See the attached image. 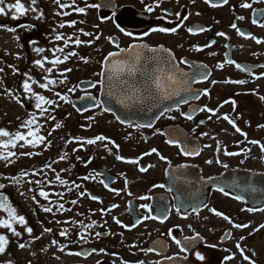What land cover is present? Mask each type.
Returning a JSON list of instances; mask_svg holds the SVG:
<instances>
[{
    "label": "flooded vegetation",
    "instance_id": "flooded-vegetation-1",
    "mask_svg": "<svg viewBox=\"0 0 264 264\" xmlns=\"http://www.w3.org/2000/svg\"><path fill=\"white\" fill-rule=\"evenodd\" d=\"M211 2L222 3V0ZM241 2L252 4V8H241ZM156 3H159V7L145 11L146 6ZM95 9L98 23L94 26L96 31L93 37L80 47L74 46V51L81 48L88 63L76 65L73 62L70 65L76 72L71 71L68 75H79L81 79L77 81L74 93L67 91L73 85L65 87L60 93L67 95L70 102L58 101L63 107L62 111L54 115V126L61 123L62 127L53 132L56 134L55 142L48 148L52 150L54 147L55 151L49 153L43 164L17 170L27 172L26 178L30 180L32 172H39L53 160L58 161L52 164L55 172L45 169V172L36 175V181L47 180L49 184L35 183L31 187L36 190L44 186L43 190L52 194L49 196L51 201L63 203L65 209H71L61 214L53 207L52 213H46L41 206L52 205L35 197L38 202L37 228L52 230L49 235L53 264H97L98 261L102 264H140L141 261L143 264H181L180 261L186 260L204 264L212 259V264H247L236 248L237 243L253 264H264V228L260 227L264 225V212L248 211L264 206V153L246 141L241 143L244 137L236 133L225 120L219 119L229 115L249 140L264 144V128L259 127L264 125V100L261 99L264 97V67H261L264 65V43L257 44L253 39H246L231 28L235 23L246 35L264 41V28L258 26L264 23V14L256 15L257 12L264 13V2L228 0L221 7H212L211 3L205 4L204 0H112V5L109 0H105ZM176 13L180 14L179 20ZM185 16L187 20L183 19ZM238 16L244 19L237 20ZM253 20L257 24H253ZM154 28H178V31L174 34L154 32ZM189 28H206L208 31L190 34ZM125 32L129 35H125ZM217 33H224V36H218ZM96 35L100 36L99 40H95ZM89 41L91 46H86ZM211 42L214 43L207 47ZM133 45L135 49L131 48ZM197 47L202 51H196ZM120 49L125 51L112 57V63L106 60L110 53L120 52ZM137 55L139 60L134 59ZM226 59L234 63H226ZM72 60L79 59L73 57ZM181 60L187 63H179ZM133 63L134 74L129 75V66ZM81 64L84 69L78 68ZM173 65L187 74L177 78L187 80L186 86L190 90L183 91L184 85L181 84L172 85L179 95L160 98L161 93L156 90V77L170 75L169 69ZM236 65H241L245 71H240ZM160 68L162 72L158 71ZM197 70L201 77L206 78L193 83L191 74ZM102 71L104 76L97 75ZM109 75L111 81L107 80ZM82 80L97 86L93 88L87 84L82 89L78 88ZM226 80L245 83H224ZM122 81H127L131 87L125 89L119 83ZM163 83L166 86L163 96H168L169 82L164 79ZM106 88L112 90L111 95L106 94ZM145 88L150 89L151 97L146 98ZM205 90L209 91L208 96L200 95L199 99H193L194 95ZM100 95L104 100L114 101V107L119 109L126 107L124 102L131 100L135 118H124L122 115L119 118L104 111ZM80 97L87 99V107L81 110L73 106V100ZM185 99L187 103L183 102ZM97 101L101 106H97ZM168 107L173 110L160 115ZM203 107L215 110L217 115L209 119L210 113L194 111ZM186 114L192 115L193 119H185ZM141 124L152 126L138 127ZM203 133L208 135L203 136ZM98 135L118 145L119 152L112 145L108 146L110 152L106 151L101 142L84 145L83 150L76 152L73 149L82 147L79 143L65 147L69 139L86 140ZM175 144H180V147ZM185 145L192 149L198 147L201 149L200 154H182ZM204 145L211 147L205 148ZM152 149H156L159 155H144ZM43 151L42 146L39 153ZM224 151L241 154L225 156ZM63 152H67L68 157L60 161ZM116 154L123 159L117 161ZM77 157L80 159L77 160ZM133 159L139 160V164L124 162ZM208 160L213 163H206ZM217 160L219 163H216ZM149 165L154 167H149L146 172L139 171L140 167ZM69 168L71 171H63ZM15 173L11 175L5 170L2 178L19 176ZM90 173L95 178L82 179ZM57 174L69 186L75 182L81 187L69 191L68 187L56 182ZM100 180H104L108 187L101 184ZM125 181L129 182L127 186ZM220 188L224 191H219ZM61 192L64 193L62 200L55 195ZM225 192L228 194L225 195ZM141 196L152 199H139ZM71 200H77V204H70ZM141 205H151L152 215L157 219L144 220L133 227L135 222L148 215ZM194 207L199 210L198 213L192 210ZM209 209L222 215L216 216ZM101 210L105 214L102 215ZM223 216H227L233 224H248L249 227L234 228ZM81 220L86 224L95 221L104 227L86 230L78 226ZM64 221H75L77 226ZM62 228L69 229L67 238L59 235ZM82 231L88 232L87 242L78 239L77 234ZM95 232L102 235L95 237ZM226 233H231V238L225 239ZM193 237L196 239L193 240ZM53 240L57 241L56 246L52 244ZM65 245L64 252L59 251V247ZM181 248L185 251H181ZM93 249L96 253L86 258L67 254L87 253ZM148 249L152 251L146 252ZM197 254L204 259L198 260ZM228 256L234 258L227 260Z\"/></svg>",
    "mask_w": 264,
    "mask_h": 264
},
{
    "label": "snow or ice",
    "instance_id": "snow-or-ice-1",
    "mask_svg": "<svg viewBox=\"0 0 264 264\" xmlns=\"http://www.w3.org/2000/svg\"><path fill=\"white\" fill-rule=\"evenodd\" d=\"M86 2H87V0H85V3ZM142 2H143V0H142ZM193 2H194V0H193ZM254 2H256V0H254ZM259 2H264V0H259ZM54 3L57 6H59L61 9L60 12L55 13L56 16L72 15L73 14L72 12L63 11L66 8H72L76 14H81V15L86 14L84 8H80V7L76 6L75 0H63V2H62V0H54ZM204 3L205 4L211 3L212 7H221L222 4H227L228 0H222V3H213V2H211V0H204ZM37 4H38V0H29L27 5L25 3H23L22 0H14V3H11V4L6 3V0H0V16L10 18L11 20L16 21V20H19V19L25 17L28 13H35L36 15L34 16V19L42 20L44 18V14H43L42 10H40V9H38V7H36ZM239 6L243 9L252 8V4L247 3V2H241ZM87 7L96 8V7H98V5L87 4ZM155 7H159V3H156L155 5L146 6L145 11L146 12L152 11V10H154ZM262 14H264V13H260V12L256 13L257 16H260ZM165 15H171V13H165ZM175 15H176L177 19L179 20L180 14L176 13ZM197 15H199V13H197ZM161 18H163V17H161ZM183 19L187 20L188 17L185 16V17H183ZM236 19L237 20H243L244 17L238 16V17H236ZM169 22L171 23V21H169ZM252 22H253V24H257L256 20H253ZM76 23H77V21H71L67 24L60 23V24H58V27L61 29L65 28V27L74 28L76 26ZM80 23H83V21H80ZM181 26H183V25H181ZM258 26L264 28V23H260ZM18 27L31 30V28L33 26L32 25H26V24H20ZM231 28L235 29L237 31L238 35H240L246 39H253V40H255V42L257 44L264 43V41H261L254 36L246 35L241 29H239L237 27V25L235 23H233L231 25ZM0 30H6L9 33H14L18 29L13 28V27H9L7 25H0ZM187 30L190 34H197L198 32L208 31V29H206V28H199V29L189 28ZM52 31L55 32V29H53ZM152 31H154V32H170V33L174 34L175 32L178 31V28H172L170 30H167L164 28H154ZM80 35L91 36L92 34L88 33V32H83L82 30H80L79 34H77L75 37H73V36L65 37L62 33L55 35V38H54L55 41H63V47H56L54 49H48V51H50L52 53L53 58H51V59H49L48 57H44L42 55L45 51L44 48L36 47L33 49V51L37 54V56L40 57L39 59H37L33 62V66L37 67L38 69L41 70V72H42L41 80L43 82L38 81L37 79L33 78L28 73H24L23 75H24L25 79L22 80V82L20 84V88L23 90L24 99L34 102L33 106H34L36 111L35 112H28V114H27L28 118L21 122L20 128L15 132H9L6 129L0 128V161H6L9 163H14L15 161L12 158L16 157L17 153L15 151H11L10 149H15L17 147V145H19L21 148H25V147L40 148L41 146H43L45 151L51 146V141L48 139V137H51L53 132H55L57 129H60L62 127V125H61V123H56L54 128H52L51 130H49L47 132V135H42L40 133H41V130L45 126H44V124L38 123V120L41 118H44V119H49V120L54 121L56 119V117L49 112V109L51 107H53L54 105L58 107L59 102L56 100L48 99L44 95H41V94L35 92L33 90V85L37 86L40 89H43L44 91L51 92L53 87H57L59 85H64L66 83L67 73L72 71L71 68H68L65 71H62L59 73V75L64 77V79H60L57 81V80L51 79L50 76L58 65L66 63L72 57L78 56V53L76 51L65 52V49H68V48L73 47V46L80 47L81 45H83L85 42L80 39ZM125 35H129V33L125 32ZM217 35L218 36H224V33H217ZM14 39H16L18 41L19 37H14ZM99 39H100V36L96 35L95 40H99ZM30 43L34 45V44H37L38 42L37 41H31ZM212 43H214V42L209 43L207 45V47H211ZM86 46H91V41H89ZM131 48L135 49L136 46L133 45V46H131ZM161 50H163V49H161ZM195 50L196 51H202V49L199 47H197ZM124 51H125L124 49H120V52L110 53L109 57H107L106 60H110L112 57L119 56ZM149 51L155 52L156 50L155 49H149ZM58 53H63V57L61 58L60 55H57ZM17 59H19V57H17ZM80 59L82 60L83 63H88V60L86 58L80 57ZM134 59L139 60L140 59L139 55H137ZM169 63H171V62H169ZM179 63L186 64L187 61L181 60ZM226 63L231 64L234 62L230 59H226ZM46 64L51 65V67L46 68L45 67ZM9 67H11V66H9ZM219 67L222 68L223 65H219ZM236 67L240 71H245V69L241 65H236ZM261 67H264V65H261ZM134 70H135V63H133L132 65L129 66V75H133ZM158 71L162 72L163 69L160 68V69H158ZM169 71L171 72L170 75L165 74V76L163 78L156 77V90L158 93H161L160 98H163V99H168L172 95H179V92H176L174 89H172V87H171L172 85L181 84V85H184L183 91L188 92L190 90V88L186 86L188 83L187 80H181V79L177 78V76L183 78L187 74L179 71V68L177 65H173V67L171 69H169ZM3 72H4V68L0 67V73H3ZM12 73H13V75H20V73L14 67L12 68ZM97 75L104 76V72L102 71L101 73H98ZM205 78L206 77H201L198 70L191 74V82H193V83L202 82V80ZM256 78L260 79L261 77H256ZM164 79H166L169 82L167 85L168 92H169L168 96H163V92H164L165 87H166L163 83ZM107 80L108 81L112 80L111 75H109L107 77ZM0 83H2V81H0ZM119 83L125 89H128L129 87H131L127 81H122ZM213 83H216V81H213ZM224 83L243 84L245 82L244 81L226 80V81H224ZM96 86H97L96 84H91V87H93V88H95ZM73 90H74L73 88H68L67 91L72 92ZM5 92L8 96H12L17 104H20L21 107H24V105L21 103V101L19 99H16V97L13 95V92L11 90L5 89ZM145 92H146V98H149L152 96L150 89L145 88ZM54 95L59 98V101H64L65 103L70 102L68 100L67 95H61L59 92H55ZM200 95L208 96L209 91L205 90V91H203V93H198V94L193 96V99H199ZM261 99L264 100V97H261ZM183 102L187 103L188 101L185 99ZM225 103H228V101H226ZM45 106H47V107H45ZM97 106H101L98 101H97ZM221 107H223V105H221ZM85 110H87V109H85ZM172 110L173 109L170 107L165 108L161 111L160 115H164L165 112H170ZM233 110H235V105L233 106ZM104 111H108V109L104 108ZM194 111L210 113L209 119H211L213 116L217 115V112L215 110L209 109L208 107L195 109ZM36 112H39L40 115L37 116ZM45 114H47V116ZM170 118H172V117H170ZM90 119H92V118H90ZM185 119L192 120L193 116L190 114H186ZM219 119L225 120L229 125H231V127L235 130L236 133H238L239 135L244 137V141H242L241 143L246 141L248 144L255 145V146L259 147L261 153H264V144H261L260 141L249 140L247 138V134L245 132H243L237 126L234 118L230 117L229 115H224L222 117H219ZM121 123H123V121H121ZM201 123H203V121H201ZM151 126H152L151 124L138 125V127H151ZM259 127L264 128V125H260ZM202 135L207 136L208 133H203ZM212 138L216 139L215 137H212ZM21 142H23V143H21ZM98 142H101L104 144V149L106 151L110 152V149L108 148V146L112 145V147L117 149V153L119 152V146L116 145L113 141L108 140L103 135H98L95 138L86 139V140H80L77 138H72V139H69L65 142V147H67L68 144L79 143V144H81L82 147L79 149H73V152H76V151L83 150L84 145H96ZM168 143H173V142L168 141ZM175 146L180 147V144H175ZM204 147L205 148L211 147V145H204ZM219 150H220V145L218 142L217 143V151H219ZM250 150L251 149H246L245 151H250ZM200 151H201V149H199L198 147L192 149L189 146L185 145L182 149V154L199 155ZM153 153H156V149H152L150 152L144 153V155L148 156V155H152ZM40 154L41 153H39V152H22V153H20V155L27 156L29 158H31L32 156L40 155ZM156 154L159 155V153H156ZM223 154L225 156H236V155H240L241 153L224 151ZM67 157H68V153L63 152L60 155L59 159H60V161H65L67 159ZM142 158L143 157H141V159ZM79 159H80V157H77V160H79ZM115 159L117 161H121L123 158L119 154H116ZM161 159H164V158L161 157ZM57 162L58 161L53 160L51 163L45 164V166L43 168H41L39 170V172H45V169H48L49 171L55 172V169L52 168V164L57 163ZM90 162L91 161L89 160L88 163H90ZM124 162L129 163V164H134V165L139 164V160H135V159L127 160ZM206 163L211 164V163H213V161L208 160V161H206ZM216 163H219V160H217ZM6 166H7V164H6ZM85 166H87V165H85ZM149 167H154V165H149L147 167H140L139 171L146 172V171H148ZM225 167H227V165H225ZM63 171H71V168L63 170ZM39 172H32L31 175H33V176L39 175ZM27 175H28L27 172L22 171L19 173V176H17V177H5V179H10L14 183L18 184L21 179H26ZM45 175H47V173H45ZM90 177L95 178L93 176V174L90 173L89 176L82 177V179L88 180ZM55 180L60 185L68 187L69 191H73V190L79 189L81 187V185L75 184V182H73L72 185L69 186L68 182L63 180L59 174H57L55 176ZM29 183H32V181H29ZM35 183L47 185L50 182L47 180H38V181H35ZM100 183L103 184L105 187H108L107 183L104 180H100ZM127 183H129V182L125 181L126 186H127ZM157 187H163V185H157ZM4 188H5V185L0 184V213H6L7 216H6V218L0 216V229H6L11 234V236L19 238V237H21V232L18 231L16 227H14V225H18L20 228H23L24 232L27 233L28 236L31 237L32 233H33V229L31 227L27 226L28 222H27L25 216L17 214V210L10 204L9 198L3 194L2 190ZM109 190L111 191V189H109ZM218 190L224 191L223 188H220ZM29 191L31 192V191H35V190L30 188ZM224 194L227 195L228 193L225 192ZM20 195L24 196L25 193L21 192ZM36 195H38L43 200L47 201L49 205H52L51 207L41 206L42 210L46 213H52L53 207H55L56 211L61 213V214L63 213V211H71V209H65V205L63 203H54L53 201H51L49 199V196L52 194L44 191L43 188H41L38 192H36ZM55 195L59 196V198L61 200L64 197V193H62V192L61 193H55ZM81 196H83V193H81ZM234 198L238 199L239 197H234ZM91 199L95 200L96 198L91 197ZM139 199L149 200L152 198L148 197V196H141V197H139ZM32 200H33V202H37L35 196L32 197ZM69 203L72 205H76L77 200H71V201H69ZM141 207L144 209L145 212L148 213V215L143 217L141 220H138L137 222H135L133 227L137 226L139 223H142L144 220H149V219L155 220V219H157L156 216L152 215V206L151 205H141ZM192 210L197 212V213L199 211L195 207ZM109 211H111V209H109ZM209 211L213 212V214L216 216L222 215L220 212H217L214 209H209ZM248 211H250V212H252V211L264 212V206H257L255 208H250V209H248ZM101 213H102V215L105 214L103 212V210H101ZM76 215H82V214L76 213ZM113 219L115 220V218H113ZM223 219L228 221V223L231 224L232 227H234V228H247V227H249L248 224H244V225L233 224L232 221L227 216H223ZM115 222L117 224H119L118 220H116ZM160 222L163 223V220H161ZM57 223H60V222L57 221ZM64 223H71L74 226H77L75 221H64ZM78 226L82 227L86 230H90V229L95 228L97 226L104 227L103 224L97 225L95 221H93L92 223L86 224V223H84L83 220H81L79 222ZM120 226L126 227L124 225H120ZM260 227L264 228V225H261ZM128 230H131V229H128ZM258 230L259 229H257V231ZM51 231L52 230L50 228H44L45 233H50ZM68 234H69L68 228H62L59 231V235L61 237L67 238ZM101 235H102V233H100V232H95V234H94L95 237H100ZM77 236H78V239L80 241L87 242V240H88V232L87 231L78 232ZM224 238L225 239L231 238V233H226ZM36 239H39V237H36ZM192 239L195 240L196 238L193 237ZM177 243H180V241H177ZM185 243L187 244L188 241H185ZM8 244H9V240H8L7 236L0 234V255L5 254ZM52 244L54 246H56L57 241L53 240ZM26 246H27L26 243H19L18 244V247L20 249H25ZM65 247H67V245L60 246L59 251L64 252ZM130 247H135V245H131ZM236 248L238 251H240L241 257L247 262V264H253V261L249 258V256L244 254V250L241 249V246L239 243H237ZM145 251L150 252V251H152V249H148ZM181 251H185V249L181 248ZM225 251H227V249ZM100 252L103 253V250L101 249ZM95 253H96V250L93 249L87 253L68 252L67 254L68 255H75V256H82L83 255L86 258L87 256L93 255ZM253 255H255V253H253ZM196 258L198 260L204 259L199 254H197ZM233 258L234 257H232V256L226 257L227 260H231ZM8 264H11V261H9ZM97 264H102V262L98 261ZM140 264H143V262L141 261Z\"/></svg>",
    "mask_w": 264,
    "mask_h": 264
},
{
    "label": "rangeland",
    "instance_id": "rangeland-1",
    "mask_svg": "<svg viewBox=\"0 0 264 264\" xmlns=\"http://www.w3.org/2000/svg\"><path fill=\"white\" fill-rule=\"evenodd\" d=\"M97 0H75L77 7L84 8V15L76 14L72 8H66L63 11L72 12V15L69 16H56V12H60L61 9L54 3V0H38L36 7L43 11L44 18L42 20L34 19L35 13H28L25 17L13 21L10 18L0 16V25H7L9 27L17 28L18 30L14 33H9L6 30H0V67L4 68V72L0 73V128L11 131L13 125L17 123L23 116L28 113V108L35 109L33 101L25 100L23 90L20 88V84L24 77V73H28L33 78L41 81L42 72L37 67L33 66V62L40 57L33 51L34 48L40 47L44 48L45 51L42 54L44 57L49 59L53 58L52 53L48 49H54L63 45V41H55V35L63 34L65 37L73 36L75 37L79 34L80 30L83 32L91 33V36L80 35L82 41H86L93 37V33L96 31L95 25L98 23L96 16V9L87 7V4H94ZM26 5L29 0H22ZM63 2V0H62ZM6 3H14V0H6ZM71 21H77L74 28L65 27L63 29L58 27L60 23H69ZM83 21V23H80ZM20 24L32 25L31 30L25 28H19ZM55 29V32L52 30ZM14 37H19L18 41ZM31 41H37V44H31ZM82 46V45H81ZM75 48V47H74ZM74 48H69L71 51H74ZM78 59L73 61V57L70 58L66 63L58 65L57 68L53 71L50 78L56 79L57 76H60L59 73L65 71L70 67L73 62L77 65L83 63L80 57L84 58V52L81 48H78ZM19 57V59H17ZM62 58V57H61ZM74 64V65H75ZM11 66V67H9ZM16 68L20 75H13L12 68ZM46 68L51 67V65L46 64ZM79 69H84V65H79ZM75 68L72 69V72ZM24 73H21V71ZM68 75V73H67ZM73 76V77H71ZM68 75V78H72L73 89H76V83L81 77ZM62 77V76H61ZM5 89H9L13 92V95L16 99H19L24 107H21L20 104H17L12 96H8L5 92ZM33 90L39 92L41 95H44L46 98L51 100L59 101L58 97L54 95L55 90H65V87H53L52 91H44L43 89L38 88L33 85ZM74 93V90H73ZM63 102V101H59ZM27 104V106L25 105ZM47 107V106H45ZM61 107L63 105L53 106L49 109V112L52 115H55L56 112L62 111ZM64 110V109H63ZM65 111V110H64ZM39 115V112H36ZM47 116V114H45ZM41 124H44V128L41 130L42 135H47V132L51 130L54 126L55 120H49L41 118L39 119ZM58 136V135H57ZM56 134H53L48 139L51 143L55 142ZM23 143V142H21ZM51 148V147H50ZM49 148V149H50ZM19 151L17 157L12 159L14 163H9L6 161H0V169L3 171H9L10 174H14L17 170L35 168L40 164H43L44 161L49 156V153H53L55 148L52 150H46L41 153V155L32 156L31 158L27 156L20 155L22 152H40V148H21L19 145L15 148ZM7 164V166H6ZM36 176H31L30 180L28 178L21 179L19 183L8 182L6 179L0 177V184H4L6 189L12 190V197L16 202L15 209L17 210L18 215L25 216L29 227L33 229L32 236H28L24 232L23 228H20L18 225H14L18 231L21 232V237H13L6 229H0V234L7 236L9 244L5 254L0 255V264H8L11 261V264H53L52 260V249L50 246V235L45 233L44 230L37 228L38 219L36 218L38 206L37 202H33L32 197H39L36 195L41 188L36 189L34 192H30L29 189L35 186ZM32 181V183H29ZM44 188V186H42ZM25 193L24 196L20 193ZM37 201V200H36ZM1 216V214H0ZM39 237V239H36ZM19 243H26L25 249H20L18 247Z\"/></svg>",
    "mask_w": 264,
    "mask_h": 264
},
{
    "label": "water",
    "instance_id": "water-1",
    "mask_svg": "<svg viewBox=\"0 0 264 264\" xmlns=\"http://www.w3.org/2000/svg\"><path fill=\"white\" fill-rule=\"evenodd\" d=\"M105 0H98L96 5H98V7L104 2ZM111 5H112V0H109ZM112 60L113 58H111L110 60H108V62H111L112 63ZM87 84H92V82L90 83L89 81H85V80H82L78 83V88H83V86L87 85ZM105 92L106 94L109 96L112 94V90L111 89H108L106 88L105 89ZM102 106H103V109L104 108H107L108 111L106 112H109V113H112L114 115H116L117 117H119L120 115H122L124 118H135L134 114H133V107H131V100L127 101V102H124V104L126 105V107L124 108H116L114 107V101H109V100H104L101 98V95H100V98H99ZM86 101L87 99L84 98V97H80V98H77V99H74L73 100V106L79 110H81L82 108H86L87 106L85 105L86 104ZM120 118V117H119ZM181 264H200V263H197L193 260H186V261H180ZM214 262V259L210 260L209 262L207 263H204V264H212Z\"/></svg>",
    "mask_w": 264,
    "mask_h": 264
},
{
    "label": "trees",
    "instance_id": "trees-1",
    "mask_svg": "<svg viewBox=\"0 0 264 264\" xmlns=\"http://www.w3.org/2000/svg\"><path fill=\"white\" fill-rule=\"evenodd\" d=\"M71 43V42H70ZM59 47H63V45H61V46H59ZM70 48H74V46L73 47H70ZM69 51H71L69 48L68 49H65V52H69ZM57 55H60L61 57H63V53H58ZM61 65V64H60ZM58 67V66H57ZM56 67V68H57ZM21 73H24V71L22 70L21 71ZM60 79H64V77H61V76H57L56 77V79L55 80H60ZM71 80H73L72 78H68L67 77V80H66V83L64 84V85H59V86H57V87H70V86H72V81ZM54 92H59V93H61L62 92V90H55ZM37 93H39V92H37ZM40 94V93H39ZM26 106H27V104H25ZM27 108H28V112H35L36 110L35 109H32V108H29L28 106H27ZM28 114V113H27ZM25 115V116H23L22 117V119H20L17 123H15L14 125H13V127H12V129H11V131L10 132H15V131H17L19 128H20V124H21V122L23 121V120H25V119H27L28 118V115ZM40 115V114H39ZM39 115H37V116H39ZM40 122V120H38V123ZM11 151H15L16 153H17V156H18V153H19V151L17 150V149H10ZM16 156V157H17ZM21 171H16V173L15 174H19ZM3 175H4V171L2 170V169H0V177H3ZM11 175H13V174H11ZM11 182H13V181H11ZM2 192H3V194L4 195H6L8 198H9V202H10V204L15 208V206H16V202H15V200L13 199V197H12V190L11 189H6V188H4L3 190H2ZM1 214V216L2 217H5L6 218V216H7V214L6 213H0Z\"/></svg>",
    "mask_w": 264,
    "mask_h": 264
}]
</instances>
